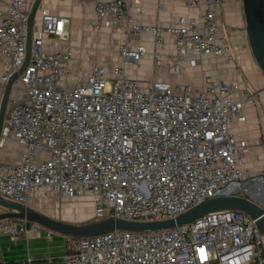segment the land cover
I'll return each mask as SVG.
<instances>
[{
  "label": "built area",
  "instance_id": "1",
  "mask_svg": "<svg viewBox=\"0 0 264 264\" xmlns=\"http://www.w3.org/2000/svg\"><path fill=\"white\" fill-rule=\"evenodd\" d=\"M183 1L188 12L168 27L135 23L126 0L97 3L96 30L104 19L111 28L122 21L126 25L119 62L112 70L94 65L72 82L70 19L37 9L30 59L12 86L0 134V151L7 143L20 149L18 161H0V197L19 205L90 198L92 220L138 223L173 219L225 192L264 200V139L263 166L253 173L243 165L250 146L230 132L232 123L245 122L243 110L257 105L256 92L244 83L209 77H203L200 87L157 81L155 73L162 68L158 53L145 86L127 74L126 67L138 68L147 54L142 43L132 46L143 33L150 34L156 47L163 46L164 36H174L175 61L167 70L171 77L181 73L184 61L197 67L202 56L235 66L218 20L223 0ZM9 4L7 11L0 6L4 83L24 63L31 7L26 0ZM194 8H202L199 19L189 15ZM19 87L23 101L13 95ZM23 232L12 220L0 222L1 234ZM63 262L264 264V238L249 216L224 211L157 233L114 231L77 239Z\"/></svg>",
  "mask_w": 264,
  "mask_h": 264
},
{
  "label": "crops",
  "instance_id": "2",
  "mask_svg": "<svg viewBox=\"0 0 264 264\" xmlns=\"http://www.w3.org/2000/svg\"><path fill=\"white\" fill-rule=\"evenodd\" d=\"M33 5L34 0H26ZM100 1L109 0H41L38 9H45L49 14L70 19L66 31L69 33V50L72 53V59L69 69L81 75L85 71H89L94 65L104 66L112 70L119 62L118 47L125 38V23L122 21L118 28L108 26L109 19H104L99 23V30L95 29L97 18L95 17V6ZM129 8L130 17L137 24L143 26L159 25L168 27L175 25L177 19L184 16L188 12L183 0H165L157 2L155 0H126ZM0 6L4 11L9 10V0H0ZM30 7V9H31ZM202 8H194L189 11V15L195 19H199ZM218 20L223 22L222 31L226 32L229 42H233L237 48L235 50L237 61H245L247 64H253L257 68L255 80L258 85L262 86L264 78L259 71L257 65L251 57L247 48V39L244 31V18L239 0H223V7L218 12ZM174 36H164V44L162 47H156L153 44L150 34L143 33L136 40V43H142L147 50V54L141 60L138 68L127 67V72L133 80L143 86L152 79L153 76V55L160 54L161 69L155 73V80L160 82L172 83L173 85L189 84L193 87L202 86L203 77H209L213 82H240L245 83L237 71V65L227 67L221 59H215L210 56H202L198 58L197 67H190L187 61H184L182 71L179 75L171 77L167 74L170 65L175 61V50L173 48ZM230 42V43H231ZM238 50V51H237ZM48 51V50H47ZM250 61V62H249ZM6 59L0 56V79L3 75V68ZM132 68V69H131ZM197 69V77L181 78L182 73L186 69ZM136 70V76L133 72ZM256 70V69H255ZM133 71V72H132ZM150 80L142 81L144 78ZM181 78L183 83L176 82L175 78ZM140 78H143L140 80ZM4 82L0 80V99L4 90ZM250 85V84H246ZM249 87H252L251 85ZM15 97L20 98V88L14 90ZM259 107H246L243 114L246 117L245 122H234L230 126V132L235 139L245 141L251 148V152L245 157L244 168L250 172L256 173L262 169L263 149L260 147L263 138L260 131V121L258 119L257 110ZM20 149L13 143H7L0 151V161L16 162ZM45 202H55L56 199H44ZM43 199L32 200L27 205L37 212L52 218L59 219L70 224H86L92 221V214L77 213L71 210L56 211L54 216L48 214L43 208ZM43 201V202H42ZM14 226L17 230L25 228L26 232L21 235L12 237L0 233V264H64L63 257L67 253L73 251L74 241H68L59 234H53L32 224L26 222H15Z\"/></svg>",
  "mask_w": 264,
  "mask_h": 264
},
{
  "label": "water",
  "instance_id": "3",
  "mask_svg": "<svg viewBox=\"0 0 264 264\" xmlns=\"http://www.w3.org/2000/svg\"><path fill=\"white\" fill-rule=\"evenodd\" d=\"M41 0H34L27 16L25 60L18 72L13 74L4 85L0 99V134L2 131L4 116L7 109V102L12 92L13 84L18 80L30 59L32 29L35 13L40 6ZM241 9L244 18V31L247 45L250 49L252 59L257 65L264 78V0H241ZM190 210L176 216L173 219L157 222H134L125 219L106 217L103 220H92L86 224H70L59 219H52L41 212H37L28 205H19L4 200L0 197V221L12 220L26 222L53 234H59L68 239H90L107 235L114 231L131 233H157L174 227L188 226L193 222L207 216L210 213L224 211L242 212L249 216L256 229L261 232L264 238V211L262 205L264 200L256 202L242 196L231 195L230 192L222 196L206 199Z\"/></svg>",
  "mask_w": 264,
  "mask_h": 264
},
{
  "label": "rangeland",
  "instance_id": "4",
  "mask_svg": "<svg viewBox=\"0 0 264 264\" xmlns=\"http://www.w3.org/2000/svg\"><path fill=\"white\" fill-rule=\"evenodd\" d=\"M239 1H240V5H241V0H239ZM230 46H231V48H233V51H234L235 62L237 65L238 73L240 74V76L242 77L243 81H245L246 84H250L252 86V87H250L252 89V91L257 93V97H256L257 98V106L259 107V109L257 110V115H258V119L260 121V131L262 133V138L264 139V83L262 86H260L257 84L256 81H254L255 80V73H257V68L255 66H253L252 63L249 65L245 61L238 62L237 58H236V54H235V50L237 48V45L235 46V44H233V42H231ZM247 48H248V45H247ZM248 50L250 52L249 48H248ZM126 71H127V69H126ZM127 74L129 75V72H127ZM133 74L136 76L137 71L135 70L133 72ZM79 76L80 75H78V73L72 72L71 77H69V79H68V82H72L74 80H79L78 79ZM197 76H198V70L197 69L188 68L182 73L181 78H186V77L191 78V77H197ZM181 78L176 77L175 78L176 82L183 83V80ZM142 79L143 78H140V80H142ZM147 80H150V79H148L146 77L142 81H147ZM19 88H20V98L25 99V95H24V92L22 90V87H19ZM45 201L46 200H44V202L42 201L43 202V208L42 209L52 216H54L56 211H61V210L63 211V213H65L66 211L68 213H72L70 211L73 210L74 212L76 211L77 213L86 214L87 216L90 213L92 214V203H91L90 198H79V199H74L72 201L56 199L55 202H52V203L45 202ZM0 210L3 211L2 209H0ZM0 222H3V221H0ZM15 222H19V221H15ZM7 235H9V234H7Z\"/></svg>",
  "mask_w": 264,
  "mask_h": 264
},
{
  "label": "trees",
  "instance_id": "5",
  "mask_svg": "<svg viewBox=\"0 0 264 264\" xmlns=\"http://www.w3.org/2000/svg\"><path fill=\"white\" fill-rule=\"evenodd\" d=\"M74 240H76V239H73V240H72V239H69L68 241H71V242H72V241H74Z\"/></svg>",
  "mask_w": 264,
  "mask_h": 264
}]
</instances>
